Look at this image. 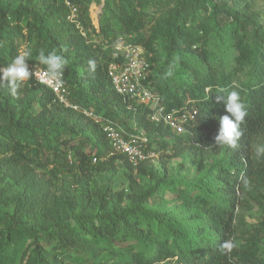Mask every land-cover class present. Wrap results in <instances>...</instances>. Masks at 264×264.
I'll return each instance as SVG.
<instances>
[{"label": "trees", "instance_id": "obj_1", "mask_svg": "<svg viewBox=\"0 0 264 264\" xmlns=\"http://www.w3.org/2000/svg\"><path fill=\"white\" fill-rule=\"evenodd\" d=\"M93 1L0 0V65L30 50L28 64L45 68L40 50L62 54L77 107L33 79L15 97L0 87V264H264V217L247 223L239 213L250 199L264 210L257 0H103L99 28ZM118 36L144 48L160 103L193 115L188 133L152 122L149 105L116 91L109 65L122 62L113 49ZM232 90L247 106L236 149L214 139L227 114L217 96ZM85 111L145 133L170 159H188L186 176L169 174L166 159L159 171L152 159L134 165L111 154L106 133ZM102 175L107 181L79 199L62 185L70 177L87 188ZM225 240L236 245L227 255Z\"/></svg>", "mask_w": 264, "mask_h": 264}, {"label": "built area", "instance_id": "obj_2", "mask_svg": "<svg viewBox=\"0 0 264 264\" xmlns=\"http://www.w3.org/2000/svg\"><path fill=\"white\" fill-rule=\"evenodd\" d=\"M76 14L77 8L72 7L71 18L73 20H75ZM113 49L116 52L115 55L122 56V62L115 61L109 65V75L116 91L128 100L150 105L153 110L149 117L153 122L163 123L178 132H187L188 115L185 112L177 114L174 110L168 111L164 105H161L158 95L149 88L147 81L151 68L144 48L128 43L124 37H117ZM29 68L35 72L33 80L50 87L60 102L67 106H73L69 101L63 77L62 83H56L48 77L45 68L40 65H29ZM86 114L100 123L109 139L111 154L125 155L134 165L150 157L146 152L148 139L145 134L126 132L118 122L112 119L87 111Z\"/></svg>", "mask_w": 264, "mask_h": 264}, {"label": "clouds", "instance_id": "obj_3", "mask_svg": "<svg viewBox=\"0 0 264 264\" xmlns=\"http://www.w3.org/2000/svg\"><path fill=\"white\" fill-rule=\"evenodd\" d=\"M30 55H31L30 50H26V51H23V52L17 54L13 58L12 62L9 63L7 66L0 65V87L7 88L10 95H12L13 97L17 96L18 90L21 88V86L25 82L30 81L35 75V72L33 70H30V68H29L28 61H29ZM36 59H37L39 64L45 66L46 74L48 75V77L50 79H52L56 83H62V77L64 74V70H65V67L68 63L66 57H64L62 54L56 53L55 51H50L47 54H45L44 50H40ZM147 83H148V81H147ZM148 86H149V84H148ZM149 88H150V86H149ZM224 91H225L224 89H220L221 93H223ZM217 100L223 101V103L225 105V111L227 114L219 117V125L220 126L218 129V133L214 138L215 143L218 146H227L231 149H236L238 146V141L240 140L241 136L243 135V132L241 130V125L245 123V117L247 116V106L244 103V101L242 100L240 93L238 91H235V90L228 91L226 96L218 95ZM145 105H147V104H145ZM161 105H163V104L161 103ZM149 107L151 109V111H150V113H151L153 109L150 105H149ZM170 111H172V110H170ZM175 112H177V111H175ZM85 113H86V111H85ZM90 113H92V112H90ZM185 113L188 115V118L190 116L191 117L193 116L189 112H185ZM177 114H181V113H177ZM88 116H90V115H88ZM149 116H150V114H149ZM154 123H156V122H154ZM156 124H162L164 126H167L163 123H156ZM186 128H187V132H178V131L173 130L172 128L171 129L177 134H185V133H188L190 131L187 124H186ZM135 131H137L136 128H135ZM141 133H143V132H141ZM143 134H145V133H143ZM145 136L147 137L146 134H145ZM147 139H148V137H147ZM147 144H148V140L146 142V152L150 155V157H148L145 160L152 159L154 156L158 157V154H151L147 150ZM256 154H257V156L264 154V145L257 146ZM145 160H143V161H145ZM235 246L236 245L234 244V242L232 240H225L220 245V251L223 254L227 255L228 253H230L233 250V248Z\"/></svg>", "mask_w": 264, "mask_h": 264}, {"label": "rangeland", "instance_id": "obj_4", "mask_svg": "<svg viewBox=\"0 0 264 264\" xmlns=\"http://www.w3.org/2000/svg\"><path fill=\"white\" fill-rule=\"evenodd\" d=\"M258 6L257 9L261 10L262 15L264 16V0H257ZM102 6H103V0H94L90 7V15L92 18V21L96 28H99V20H100V13L102 12ZM118 37H124V36H118ZM125 38V37H124ZM157 141V140H156ZM156 141H150L147 144V150L151 154H158V157L154 156L152 159V164L155 166V168L159 171H164L165 166L163 165V159H166V164L169 169V174L175 175L176 177H183L186 176L187 171L186 167H190V162L188 159H185L183 157L179 158H168L167 155L171 152L167 151H161L158 150ZM181 163L184 164V166H181ZM66 174H61L62 176H65ZM107 175H102L97 178V182L94 185H90L89 187H82L81 185H78L74 182L73 179L70 177H64L66 178L65 183L62 182L63 187L70 193L74 194L77 199L81 198V195L84 193L87 194V189L90 193H92L95 188L98 186L96 184H102L106 182ZM152 181L147 180V184L149 185ZM174 194L167 191L166 198L167 199H173ZM74 197V198H75ZM239 213L242 218L245 219L247 223H257L264 217V210L260 202L256 199H250L247 204H242V207L239 209Z\"/></svg>", "mask_w": 264, "mask_h": 264}]
</instances>
